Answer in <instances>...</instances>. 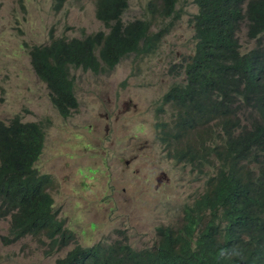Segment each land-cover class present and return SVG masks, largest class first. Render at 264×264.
<instances>
[{
  "label": "trees",
  "instance_id": "obj_1",
  "mask_svg": "<svg viewBox=\"0 0 264 264\" xmlns=\"http://www.w3.org/2000/svg\"><path fill=\"white\" fill-rule=\"evenodd\" d=\"M192 2L193 48L190 54L173 51L162 100L170 103L156 113L176 118L174 128L160 123L168 157L202 180L200 212L175 233L176 240L169 230L165 241L140 249L117 239L98 241L75 246L56 264H264V0ZM176 3L148 0V19L123 22L126 0H98V17L111 23L107 34L66 40L51 29L45 44L30 47L29 59L52 106L64 117L76 111L72 70L109 72L122 59L156 50L171 23L155 32L150 27L174 15ZM242 29L253 44L246 51L238 39ZM96 48L104 51L92 56ZM43 145L41 123L0 119V220L9 221L2 241L29 236L50 253L74 234L54 209L51 176L36 168ZM219 207L229 220L224 235L213 211Z\"/></svg>",
  "mask_w": 264,
  "mask_h": 264
},
{
  "label": "rangeland",
  "instance_id": "obj_2",
  "mask_svg": "<svg viewBox=\"0 0 264 264\" xmlns=\"http://www.w3.org/2000/svg\"><path fill=\"white\" fill-rule=\"evenodd\" d=\"M51 1L0 0V119L19 116L23 122L41 123L44 145L36 168L51 176L54 209L74 236L66 247L50 253L47 245L29 236L4 244L9 221L0 220V264H56L75 246L98 241L149 247L158 223L156 207L134 186L142 184L141 192L146 188L152 197L167 199L164 222L173 225L182 220L184 198L199 191L187 166L168 158L157 170L148 168L161 146L155 139V106L170 84L166 68L174 60L173 51L185 50L188 41L193 45L190 19L197 8L192 0H177L174 15L150 27L155 32L171 23L156 50L122 59L109 72L73 70L78 108L66 117L52 106L46 85L32 68L29 49L45 44L51 29L55 35L81 38L102 24L82 15H94L95 0H69L60 13ZM126 1L123 19H148V0ZM238 39L245 51L253 46L243 29ZM161 169L168 177L167 191L161 177L151 182L144 177L143 170L153 176Z\"/></svg>",
  "mask_w": 264,
  "mask_h": 264
},
{
  "label": "clouds",
  "instance_id": "obj_3",
  "mask_svg": "<svg viewBox=\"0 0 264 264\" xmlns=\"http://www.w3.org/2000/svg\"><path fill=\"white\" fill-rule=\"evenodd\" d=\"M58 2H59L60 4H58ZM51 4H52L53 7H54V8L60 13V12L64 11L65 7H66L68 4H70V2H69V0H68V1H67V0H61V1H57V0L54 1V0H52V1H51ZM126 8H127V7H126ZM97 9H98V0H95L94 15H90V14H87V13L82 14V15L94 16V17H96L97 19H99V20L101 21V24H102L100 29L95 30V31H92V32H90V33H88V34H85V35H84L83 37H81V38H76V37L69 38V37L64 36V35H55L54 32H53V36H54V37L63 36V37L66 38V40H71V39H78V40H81V39H84V38L89 37L90 35H94V34H96V33H105V34H107V33H108V30L111 28V23L108 22L110 28H109L108 26H106V25L104 24V22L98 17L99 15L97 14ZM69 10H70V8H67V10L65 11V14H69V13H68ZM123 11H124V10H123ZM123 11H122V13H121V15H120V18H121V20H122L123 22L135 21V20H125V19H123V17H122ZM122 26L124 27V25H122ZM66 28H71V26H70V25H67ZM52 30H53V29H52ZM84 40H85V39H84ZM193 40H194V39H193ZM184 48H185L186 52H187L188 54H190L191 51H192L193 45H191V44L189 43V41H188V43L184 46ZM103 51H104V50H99L98 48H96L94 51H91L90 53H91L92 56H98V55H100ZM74 70H75V69H74ZM72 71H73V70H72ZM72 71H71V74H73ZM165 93H166V91H165ZM165 93H164V94H165ZM163 96H164V95H163ZM162 100H163V97H162ZM162 100L160 101V103H159L157 106H155V110L160 109V106L163 105V104L170 103V102H164V103H162ZM77 108H78V107H77ZM162 108L165 110V109H167V108H169V107L166 106V105H164ZM76 110H77V109H76ZM155 119H157V120H155V127H156V138H155V139H156V141H158V142L161 144V147L163 148L162 150H163L165 156H166L167 158H169V157H168V137H167V134H166V132H165V131H166V128H163V127L160 125V123H166V124H168L170 127L174 128V127L176 126V123H175V119H176V118H169V114H168V113H164L163 115H158V114L156 113V115H155ZM162 134H165V135H166V143H165L164 145H163V144L161 143V141H160V136H161ZM169 159L173 160V161H174L175 163H177V164H181V165H183V166L186 167V165L183 164V162H176V161H175L174 159H172V158H169ZM187 167L189 168V170L191 171V173L194 174L193 180H194V181L196 182V184H197L196 190H197V191L199 190V191H198L197 193L193 194L192 196H190L189 199L184 198L185 200H187V202H185V204H184V206H183V209H182V211H183L182 220H181V222H180L178 225H173V224H169V223H167V222H164L165 219H166V212H167V209H166L167 199H166V200H163V201H160V200H159V201H157V202L154 204L155 207H156V213H155L156 215H155V217H156V220L158 221V223H156V224L154 225L155 231H154L153 234H152V235H153V239L150 240L149 243L157 244V243H158L160 240H162V239H163V241H165V240H164V237L167 235V233L169 232V230L172 231V234L170 235V237H172L174 240H176L175 233H176L178 230L182 229L190 219L196 217V216L198 215V213L200 212V205L196 204V202L199 200L198 196H199V194H200V192H201V187H202L201 184H202V180L200 181L199 176L197 175L196 172H194V171L191 170L190 166H187ZM167 185H168V184H167ZM166 191H167V190H166ZM187 208H189V212H188V214L186 215V209H187ZM213 211H214V213H215V216L218 217L220 223L223 225V229H224V231H223V235H224L225 232H226V230H227V228L229 227V220L223 216V209H222V207H219L217 210H213ZM211 212H212V211H207V212H206V216H208ZM223 235H222V236H223ZM21 239H22V238H21ZM145 243H147V242H145ZM147 244H148V243H147ZM146 247H147V245H146Z\"/></svg>",
  "mask_w": 264,
  "mask_h": 264
},
{
  "label": "flooded vegetation",
  "instance_id": "obj_4",
  "mask_svg": "<svg viewBox=\"0 0 264 264\" xmlns=\"http://www.w3.org/2000/svg\"><path fill=\"white\" fill-rule=\"evenodd\" d=\"M160 141L161 143L164 145L166 143V135L165 134H162L160 136ZM160 144V143H159ZM161 145V144H160ZM162 147L159 146V151L156 152V154L152 157L153 158V162L149 165L148 168H151L153 170H157L159 165H161L163 162H166L168 160V158L166 156H163L164 152L162 151ZM144 149H141L140 151H143ZM147 168H145L146 170ZM144 172V177L146 176L147 178V182H151L153 181V178H156V177H161L163 179V182H164V185L166 186V190H167V184H168V177L165 173L164 170H159V173L158 174H155L153 176L145 173V171L143 170ZM143 177V178H144ZM52 180V178H51ZM142 185V184H141ZM141 185H135L134 187L136 188V190L144 197L145 200H147L149 203L152 202L153 204H155L157 201H159L157 198L155 197H152L150 193L147 192L146 188H143L142 192L140 191V188H141ZM51 187H52V183L49 187V191L51 190ZM130 187H132V184L130 185Z\"/></svg>",
  "mask_w": 264,
  "mask_h": 264
}]
</instances>
